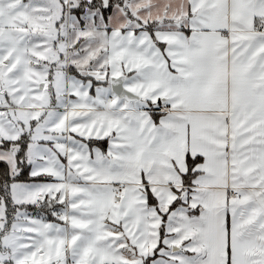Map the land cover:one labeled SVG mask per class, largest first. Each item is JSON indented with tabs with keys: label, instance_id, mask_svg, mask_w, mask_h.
<instances>
[{
	"label": "snow or ice",
	"instance_id": "snow-or-ice-1",
	"mask_svg": "<svg viewBox=\"0 0 264 264\" xmlns=\"http://www.w3.org/2000/svg\"><path fill=\"white\" fill-rule=\"evenodd\" d=\"M0 264H264V0H0Z\"/></svg>",
	"mask_w": 264,
	"mask_h": 264
}]
</instances>
